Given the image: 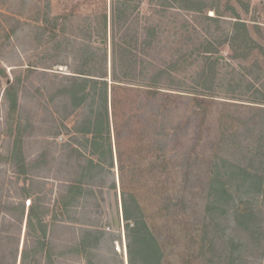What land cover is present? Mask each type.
I'll return each instance as SVG.
<instances>
[{
	"label": "rangeland",
	"instance_id": "rangeland-1",
	"mask_svg": "<svg viewBox=\"0 0 264 264\" xmlns=\"http://www.w3.org/2000/svg\"><path fill=\"white\" fill-rule=\"evenodd\" d=\"M104 15L108 65L115 18L117 39L155 25L147 60L171 67L163 91L165 105L172 101L170 121L183 122L184 198L173 206L159 189L140 192L160 264H264V195H243L240 172L231 166L262 172L264 182V54L253 48L243 58L242 43L232 50L227 42L238 20L264 45V0H0V264H130L128 243L139 262L137 239H128L122 216L115 153L112 175L93 187V197L62 205L76 165L60 157V143L71 142L72 133L52 134L57 103L49 100L50 81L55 72L69 74L78 43L103 47ZM53 31L63 33L59 44ZM207 48L220 60L213 67ZM203 70L214 73L206 84ZM47 80L48 89L38 92ZM134 161L127 177L137 172ZM222 184L231 197L217 195ZM245 201L261 211L255 235L234 220V208ZM232 237L241 250H233Z\"/></svg>",
	"mask_w": 264,
	"mask_h": 264
},
{
	"label": "trees",
	"instance_id": "trees-1",
	"mask_svg": "<svg viewBox=\"0 0 264 264\" xmlns=\"http://www.w3.org/2000/svg\"><path fill=\"white\" fill-rule=\"evenodd\" d=\"M102 24L99 40L103 47L78 43L73 47L75 63L70 67L69 74L55 72L53 79L49 80L53 87L49 100L57 103L51 119L54 129L52 134L57 138L64 133H72L71 142L60 143V157L76 165L66 186L62 205L66 207L78 203L85 196L93 197V187L102 186L112 175L115 153L120 172L122 216L126 222L128 239L134 236L137 239L138 264H160L161 250L146 225L141 205L144 198L140 192L146 186L155 192L159 189L172 201L173 206L180 205L184 198L186 153L181 142L183 122L179 119L175 123L170 121L167 112H173L172 101L165 105L164 97L169 92L163 91L167 85H164V80L170 75L171 67L164 61L154 63L147 60L157 39L158 30L155 25L145 26V34L137 28L131 36L126 31L117 39L119 33L115 18L108 65L105 15ZM61 36V32L51 33V39L56 44H59ZM229 36L227 42L232 50H235L238 43H242V47H238L244 52L240 57H247L253 48L264 54V45L252 39L245 22L236 20ZM205 52L210 54L207 55V62L211 67L220 61L217 56H211L212 52L217 54L216 49L207 48ZM235 56L238 55L232 58ZM27 69L29 73L33 70ZM203 72L205 74L202 79L206 84L214 77V73L208 71L209 75L206 70ZM40 74L44 79L50 75L45 70ZM49 81L37 89L38 92L48 89ZM12 106L16 107V99ZM175 118L173 116L171 120ZM178 118H183V115ZM69 120H72L71 125L66 123ZM47 155L48 150L43 149L41 157ZM131 160H135L137 172L127 177L128 167L133 165ZM231 166L240 172V186L237 189L243 195H264L262 172L249 166ZM175 176L180 181L173 186L172 179ZM97 178L101 179L99 183H95ZM110 183V187L115 188L114 181ZM243 188L246 190L242 191ZM172 189L173 196L170 197L169 191ZM216 193L231 197L230 190L224 184ZM248 204L245 201L236 205L234 220L247 233L255 235L261 228V211L254 210ZM40 223L43 224L42 221ZM230 240L234 245L233 250L239 251L244 247L234 237ZM128 253L130 264H135L131 243H128Z\"/></svg>",
	"mask_w": 264,
	"mask_h": 264
}]
</instances>
